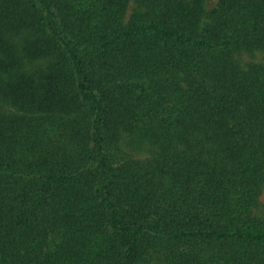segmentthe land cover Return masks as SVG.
Listing matches in <instances>:
<instances>
[{
  "label": "trees",
  "instance_id": "16d2710c",
  "mask_svg": "<svg viewBox=\"0 0 264 264\" xmlns=\"http://www.w3.org/2000/svg\"><path fill=\"white\" fill-rule=\"evenodd\" d=\"M241 51L264 0H0V264H264Z\"/></svg>",
  "mask_w": 264,
  "mask_h": 264
},
{
  "label": "rangeland",
  "instance_id": "374dc122",
  "mask_svg": "<svg viewBox=\"0 0 264 264\" xmlns=\"http://www.w3.org/2000/svg\"><path fill=\"white\" fill-rule=\"evenodd\" d=\"M219 0H206V10L212 11L217 7ZM134 5H129L125 20L128 21L131 15L134 13ZM236 60L243 67L250 63H262L264 61V55L260 52L241 51L236 55ZM251 216H256L264 219V183H261L258 190L256 199V205L251 209Z\"/></svg>",
  "mask_w": 264,
  "mask_h": 264
}]
</instances>
